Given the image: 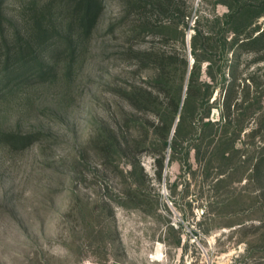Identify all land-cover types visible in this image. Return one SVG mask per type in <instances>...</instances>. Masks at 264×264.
<instances>
[{"label": "rangeland", "instance_id": "374dc122", "mask_svg": "<svg viewBox=\"0 0 264 264\" xmlns=\"http://www.w3.org/2000/svg\"><path fill=\"white\" fill-rule=\"evenodd\" d=\"M46 1L0 0V45L11 43L15 27ZM226 1L168 2L179 3L192 23L198 14L224 13ZM124 2L104 0L81 52L61 59L52 78L0 92V132H41L18 150L0 137V264H264V177L251 174L264 153V51L239 59L233 124H224L220 86L208 117H202L205 84H197L191 109L184 110L189 69L178 111L165 110L174 123L164 146L155 124L167 100L137 54L155 46L179 56L166 91L175 97L182 56L190 68L194 61L190 43L184 47L177 29L159 25L167 14L156 4L145 11L151 25L142 26L138 11L127 13ZM256 23L264 28V14ZM207 69L203 61L198 82L222 85L223 71L215 67L214 80ZM222 69L229 77V67ZM134 82L151 88L149 109L128 101ZM208 118L219 123L203 132ZM222 138L225 153L218 148Z\"/></svg>", "mask_w": 264, "mask_h": 264}, {"label": "trees", "instance_id": "16d2710c", "mask_svg": "<svg viewBox=\"0 0 264 264\" xmlns=\"http://www.w3.org/2000/svg\"><path fill=\"white\" fill-rule=\"evenodd\" d=\"M168 1L171 0H156V2L128 0L124 2L127 13L138 11L140 15L138 19L142 26L151 25V14L146 15L145 11L148 12V5L153 8L156 4L157 8L165 13L164 15L167 14L165 22L163 19L159 25L177 29L182 36L181 43L184 47L190 43L188 45H190V53L194 61L190 68V60L185 54L182 56L185 66L182 76L183 83L178 84L175 97L166 91L171 83L174 70H176L175 63L179 56L174 51L155 48V46L140 49L137 54L140 58V66L152 69L149 78L154 79L156 85H160L158 88L161 95L167 100L162 118L158 116V122L155 124L156 133L163 138L164 146L170 143L169 134L174 123V117L169 121L166 120L165 110L168 105V107L173 106L174 112L178 111L183 101L184 76L189 69L186 96L183 101L184 110L191 109L192 97L197 84H205L207 93L204 101L207 102L208 108L202 117H208L211 109L210 98L215 89L220 86L224 88L223 104L228 117L224 124H233L234 120L238 119L240 107L237 102L240 83L237 82L235 73L239 59L246 52L264 51V28L256 23L264 14V0H227L225 3L228 10L224 13L198 14L192 23L186 20L189 13L182 11L179 3L177 6L175 2ZM103 9L104 0H47L41 6L36 7L33 13L24 18L20 26L15 27L12 42L5 41L0 45L4 49L0 51V58L4 60L3 67L0 68V92L9 86L44 82L52 78L57 73L56 66L61 59L74 60L81 52L84 41L93 33L98 24ZM177 11H180L178 12L180 14H177ZM176 15H179L177 20H175ZM188 29L193 30L189 41L186 38ZM203 61H207V72L212 79L215 80L213 74L215 67L223 71L222 85L208 81L198 82ZM227 66L229 77L222 69ZM127 99L132 106L147 110L150 108V102L152 103V90L144 84L134 82L127 89ZM184 120L185 115L181 114L176 132L181 131ZM218 123L210 118L202 120L203 132H205V126L210 125L211 127ZM40 133L39 131L24 133L4 130L0 132V137L10 149L18 150L34 143L39 139ZM228 134L230 133L227 131L223 133L224 136ZM235 136L237 133H234L230 142L233 147L236 141ZM226 144L228 140L223 138L219 140L218 148L223 150V153L226 151L224 148ZM130 145L131 142L128 140L126 147ZM132 151L133 149L130 150ZM163 158V154L161 158H158L159 175L162 174ZM251 174L256 175L258 179L264 177V153L257 157Z\"/></svg>", "mask_w": 264, "mask_h": 264}, {"label": "water", "instance_id": "95a60500", "mask_svg": "<svg viewBox=\"0 0 264 264\" xmlns=\"http://www.w3.org/2000/svg\"><path fill=\"white\" fill-rule=\"evenodd\" d=\"M188 40H189V38H188Z\"/></svg>", "mask_w": 264, "mask_h": 264}]
</instances>
